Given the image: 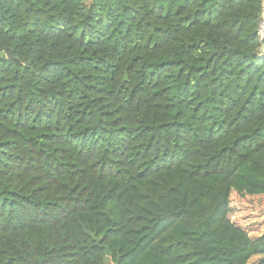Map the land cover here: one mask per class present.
Wrapping results in <instances>:
<instances>
[{"label": "trees", "instance_id": "1", "mask_svg": "<svg viewBox=\"0 0 264 264\" xmlns=\"http://www.w3.org/2000/svg\"><path fill=\"white\" fill-rule=\"evenodd\" d=\"M263 12L0 0V264H264Z\"/></svg>", "mask_w": 264, "mask_h": 264}, {"label": "rangeland", "instance_id": "2", "mask_svg": "<svg viewBox=\"0 0 264 264\" xmlns=\"http://www.w3.org/2000/svg\"><path fill=\"white\" fill-rule=\"evenodd\" d=\"M229 219L233 225L245 231L250 239L259 238L264 232V217L238 219L234 216H230ZM258 259L259 258H254V260Z\"/></svg>", "mask_w": 264, "mask_h": 264}, {"label": "built area", "instance_id": "3", "mask_svg": "<svg viewBox=\"0 0 264 264\" xmlns=\"http://www.w3.org/2000/svg\"><path fill=\"white\" fill-rule=\"evenodd\" d=\"M257 37L260 42L264 40V12L262 15L261 22L259 23L258 31H257Z\"/></svg>", "mask_w": 264, "mask_h": 264}, {"label": "water", "instance_id": "4", "mask_svg": "<svg viewBox=\"0 0 264 264\" xmlns=\"http://www.w3.org/2000/svg\"><path fill=\"white\" fill-rule=\"evenodd\" d=\"M261 51L264 52V47L261 49ZM5 56L9 60L10 63H13L16 61L10 49H6Z\"/></svg>", "mask_w": 264, "mask_h": 264}]
</instances>
